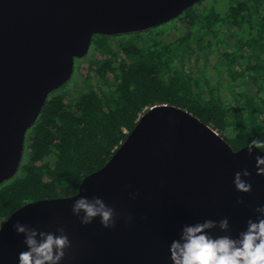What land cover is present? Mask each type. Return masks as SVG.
Segmentation results:
<instances>
[{"label": "water", "instance_id": "obj_1", "mask_svg": "<svg viewBox=\"0 0 264 264\" xmlns=\"http://www.w3.org/2000/svg\"><path fill=\"white\" fill-rule=\"evenodd\" d=\"M200 1L0 0V186L17 175L28 132L50 95L73 76L75 60L88 55L95 35L157 28ZM257 155L255 149L249 155L247 146L234 150L186 110L154 106L110 160L83 178L76 194L28 203L1 224L0 264H19L27 250L13 228L17 222L54 235L63 227L71 247L62 264H172V241L184 227L205 221L215 222L210 236L238 239L264 204ZM237 172L251 183L250 193L235 189ZM82 197H100L112 207L115 227L105 229L99 218L82 225L72 214ZM225 218L226 231L219 226Z\"/></svg>", "mask_w": 264, "mask_h": 264}, {"label": "trees", "instance_id": "obj_2", "mask_svg": "<svg viewBox=\"0 0 264 264\" xmlns=\"http://www.w3.org/2000/svg\"><path fill=\"white\" fill-rule=\"evenodd\" d=\"M263 5L202 0L157 28L95 35L94 57L78 60L77 76L96 83L77 99L67 84L50 95L27 134L17 175L0 186V226L28 203L76 194L154 106L190 112L234 150L264 138ZM209 60L220 76L206 78L188 65Z\"/></svg>", "mask_w": 264, "mask_h": 264}, {"label": "clouds", "instance_id": "obj_3", "mask_svg": "<svg viewBox=\"0 0 264 264\" xmlns=\"http://www.w3.org/2000/svg\"><path fill=\"white\" fill-rule=\"evenodd\" d=\"M249 155L253 150H259L262 155L256 156V174L264 177V138L252 139L247 146ZM243 176L250 173L244 170ZM238 192L250 193L251 183L241 179L237 172L233 181ZM135 199V195H131ZM238 204L243 200L238 199ZM260 214L257 220H249L246 231L238 239L229 236L212 237L208 230L215 226L214 221L184 227L179 240H173L169 245L172 264H264V204L256 207ZM83 213V215H81ZM72 214L84 226L92 224L96 218L105 229L115 227V210L109 207L100 197L89 200L82 197L72 204ZM131 217H127L130 222ZM222 230L228 229V220L219 222ZM17 234L24 237L26 251L19 254V264H62L66 250L71 247V241L63 227L58 228L60 235L38 232L34 228L17 222L13 226ZM39 236V239L37 237Z\"/></svg>", "mask_w": 264, "mask_h": 264}, {"label": "rangeland", "instance_id": "obj_4", "mask_svg": "<svg viewBox=\"0 0 264 264\" xmlns=\"http://www.w3.org/2000/svg\"><path fill=\"white\" fill-rule=\"evenodd\" d=\"M261 11L264 12V5L263 8H261ZM260 14L262 15L263 13ZM178 33H180V29L177 31ZM92 51V49L90 48V51L88 53L87 56H85L82 60L84 61H88L90 60L93 56V54H90V52ZM78 60H75V69H74V73L73 76L71 77V79L66 83L67 84V92L71 95V98L73 99H77L79 94L82 91H88L90 89H92L93 85L96 83L95 79L90 75L88 78L85 76L82 77H78L77 76V64H78ZM215 64V62H212V60H209L208 63H201L199 65H197L196 63H188L189 67L192 70H195V73H198V71L201 70H205L206 72V78L208 77L210 78H214L217 76V74L219 75V72L213 67V65ZM225 71V70H224ZM222 76H224V74H226L225 72H221ZM201 74V72H200ZM220 76V75H219ZM227 76V74H226ZM217 79V78H215ZM24 154H26V150L24 151Z\"/></svg>", "mask_w": 264, "mask_h": 264}]
</instances>
